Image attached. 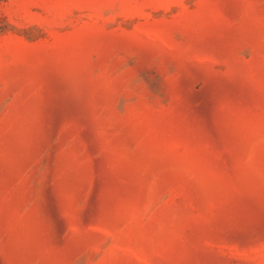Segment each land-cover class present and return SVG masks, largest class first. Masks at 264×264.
I'll list each match as a JSON object with an SVG mask.
<instances>
[{
    "label": "rangeland",
    "instance_id": "obj_1",
    "mask_svg": "<svg viewBox=\"0 0 264 264\" xmlns=\"http://www.w3.org/2000/svg\"><path fill=\"white\" fill-rule=\"evenodd\" d=\"M0 264H264V0H0Z\"/></svg>",
    "mask_w": 264,
    "mask_h": 264
}]
</instances>
